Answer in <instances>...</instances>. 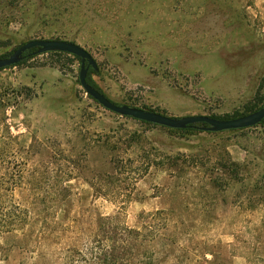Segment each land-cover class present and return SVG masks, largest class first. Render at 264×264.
Wrapping results in <instances>:
<instances>
[{
    "label": "rangeland",
    "instance_id": "obj_1",
    "mask_svg": "<svg viewBox=\"0 0 264 264\" xmlns=\"http://www.w3.org/2000/svg\"><path fill=\"white\" fill-rule=\"evenodd\" d=\"M35 38L86 48L122 104L264 105V0H0V55ZM80 64L45 52L0 69V182H17L0 197V264L77 259L119 211L159 264H264V123L184 132L122 116L86 92Z\"/></svg>",
    "mask_w": 264,
    "mask_h": 264
},
{
    "label": "trees",
    "instance_id": "obj_2",
    "mask_svg": "<svg viewBox=\"0 0 264 264\" xmlns=\"http://www.w3.org/2000/svg\"><path fill=\"white\" fill-rule=\"evenodd\" d=\"M35 49L36 48L29 50L26 53L24 59L19 63H17L16 65L24 64L27 60L34 57L36 55V53L34 52ZM49 53L55 55L70 54L64 51H50ZM5 55L7 54L0 55V57ZM73 56L76 59L80 60L78 56L76 55ZM92 71H98V70H94L93 68L90 69L87 77L88 82L92 86L103 92V90L100 88L98 83L93 78ZM261 100L254 103L251 107H248L246 113L235 111L232 114L231 113H226L224 115L211 114V116L220 119H229V118L238 117L260 109L262 107V106L259 107V105L261 104L260 103ZM142 107L150 110H155L153 108H147L145 106ZM140 121L149 124H154L143 120ZM261 123H264V119L259 124ZM206 125L208 124L197 123V124H191L183 129H179V128H172V129L178 131H184V132L207 131L203 128ZM208 132H213V131H208ZM15 186H17V182L15 181L0 182V197H5L7 192H13L16 188ZM12 214L13 211L11 210L5 213V215H8L10 217L12 216ZM16 215L19 218L14 217L15 222H20L19 224H23L22 222L25 221V217H20V216H24L23 213ZM2 223H3L1 224L2 227L6 226V228H11L12 230L13 228L12 224H14L13 221L7 222L6 220L5 223L4 222ZM97 225L100 230L104 231L107 234L105 235V238H103L102 240L97 239L93 243V245L89 248L88 253L85 254L80 253V257H78L77 259L74 258L71 254L66 255L63 264H159L161 262V259L158 258V253L156 251V247L154 244L155 241H130L132 237H134L137 240L140 234L138 231L131 229L127 225V223L123 218V213H121L120 211L109 216L100 215L97 221ZM150 238H156L154 231L150 232ZM38 264H52V263H50L49 261H43Z\"/></svg>",
    "mask_w": 264,
    "mask_h": 264
},
{
    "label": "water",
    "instance_id": "obj_3",
    "mask_svg": "<svg viewBox=\"0 0 264 264\" xmlns=\"http://www.w3.org/2000/svg\"><path fill=\"white\" fill-rule=\"evenodd\" d=\"M36 54L50 51H64L80 58L79 80L86 92L105 108L138 120L166 126L169 128L183 129L191 124L207 123L203 128L207 131H223L228 129H241L259 124L264 119V105L253 112L229 119L215 118L206 114H194L184 116H172L130 104H119L92 86L88 80V73L91 68L99 70L95 57L77 42L58 38H35L17 46L11 53L0 57V69L16 65L22 61L26 53L34 49Z\"/></svg>",
    "mask_w": 264,
    "mask_h": 264
}]
</instances>
